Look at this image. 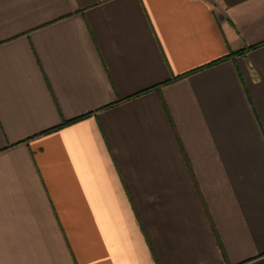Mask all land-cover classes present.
Wrapping results in <instances>:
<instances>
[{
	"label": "crops",
	"instance_id": "1",
	"mask_svg": "<svg viewBox=\"0 0 264 264\" xmlns=\"http://www.w3.org/2000/svg\"><path fill=\"white\" fill-rule=\"evenodd\" d=\"M0 264H264V0H0Z\"/></svg>",
	"mask_w": 264,
	"mask_h": 264
},
{
	"label": "trees",
	"instance_id": "2",
	"mask_svg": "<svg viewBox=\"0 0 264 264\" xmlns=\"http://www.w3.org/2000/svg\"><path fill=\"white\" fill-rule=\"evenodd\" d=\"M262 44H263V43H262ZM262 44H258V45H255V46H249V47H246V48H244V49H242V50H240V51H238V52L232 53V54H230V55H228V56H226V57H224V58H222V59H219V60H217V61H215V62H212L211 64H214V63H217V62L222 61V60H224V59H227L229 56H232V55H245L250 49L256 48V47H258V46H260V45H262ZM211 64H210V65H211ZM182 76H184V75H182ZM182 76H176V77L172 78V80L178 79V78H180V77H182ZM153 89H154V88H153ZM78 119H79V118H75V119H72V120L66 121V122L62 123L60 126H57V127L52 128V129H50V130H47V131H51V130H54V129H56V128L62 127V126H64V125H66V124H68V123H71V122H73V121H76V120H78ZM47 131H45V132H47Z\"/></svg>",
	"mask_w": 264,
	"mask_h": 264
}]
</instances>
